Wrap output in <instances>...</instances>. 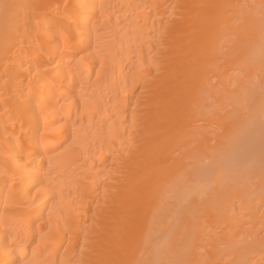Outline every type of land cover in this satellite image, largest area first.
Returning a JSON list of instances; mask_svg holds the SVG:
<instances>
[{
  "label": "bare ground",
  "instance_id": "bare-ground-1",
  "mask_svg": "<svg viewBox=\"0 0 264 264\" xmlns=\"http://www.w3.org/2000/svg\"><path fill=\"white\" fill-rule=\"evenodd\" d=\"M0 264H264V0H0Z\"/></svg>",
  "mask_w": 264,
  "mask_h": 264
}]
</instances>
